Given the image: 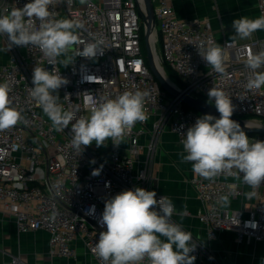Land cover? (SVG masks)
<instances>
[{"label":"built area","instance_id":"built-area-1","mask_svg":"<svg viewBox=\"0 0 264 264\" xmlns=\"http://www.w3.org/2000/svg\"><path fill=\"white\" fill-rule=\"evenodd\" d=\"M29 2L0 0V13L6 7L22 8ZM152 3L156 42L160 40L156 52L164 69L166 64L177 75V86L207 100L208 90L218 87L231 98L233 115L264 125V86L253 90L246 87L251 70L245 66L249 52L264 50V38L233 42L231 37L224 36L219 40L209 18L180 17L169 0ZM257 6L260 15H264V0H257ZM140 7L143 0H87L86 4L75 0L71 8L63 2L53 6L54 19H73L83 25L77 29L82 41L103 42V55L91 59L74 56L75 49L82 45L74 46L67 57L75 60L66 67L59 61L67 57L61 56L50 65L35 47L12 46L6 51L7 37L0 36V83L10 85L12 106L22 116L15 126L0 130V219L9 215L20 233L47 231L53 256L77 257L74 242L79 241L92 258L90 264H102L93 249L99 233L106 231V226L102 228L98 223L105 201L136 187L149 190L146 169L140 166L142 151L153 148L157 132L164 127L170 128L182 145L183 132L203 116L165 92L150 70L141 45ZM209 41L223 47L224 74L214 72L198 54L197 48L206 47ZM35 66L48 71L54 67L69 81L53 95H58L63 108L75 112L78 118L90 115L86 102L89 95L99 100L140 90L148 94L144 105L148 119L128 130L119 145L108 139L105 146L97 147L93 142L78 152L71 145V123L65 131H56L31 98ZM166 74L171 78L167 71ZM152 119L154 134L152 142L146 145L143 139ZM247 136L250 142L257 140ZM94 169H100L98 175L92 174ZM190 183L201 199L197 217L209 239H215L220 231L231 230L240 241L246 238L264 244V183L257 188L256 200L247 211L218 203L220 196H243L247 184L237 175L222 174L208 180L194 174ZM162 196L157 194L156 198ZM171 219L175 222L173 216ZM192 237L197 244L190 253L196 257L194 264H222L208 246ZM8 264L29 263L12 255ZM141 264L149 261L145 258Z\"/></svg>","mask_w":264,"mask_h":264},{"label":"clouds","instance_id":"clouds-1","mask_svg":"<svg viewBox=\"0 0 264 264\" xmlns=\"http://www.w3.org/2000/svg\"><path fill=\"white\" fill-rule=\"evenodd\" d=\"M62 2L71 8L75 0H31L22 8L6 7L0 13V36L7 37L6 51L12 46L35 47L48 58L50 65L61 56L67 57L76 45H82L75 49L76 57L91 59L103 55L102 41L86 43L80 39L77 29L83 25L78 21L54 19L52 7ZM79 3L86 4L87 0H79ZM232 28L235 31L233 42L237 38L249 39L253 33L264 30V15L255 19L247 16L234 19ZM197 49L214 72H226L220 44L209 41L206 47ZM74 60L67 57L59 62L66 67ZM245 66L251 70L246 87L253 90L264 86V71H257L264 68V50L249 52ZM68 83L54 67L48 71L45 67L35 66L30 96L56 131H65L71 123V145L78 152L93 142L97 147L105 146L108 139L119 145L128 130L137 122L148 119L144 111L148 94L140 90L99 100L89 95L86 102L90 115L78 118L75 112L63 108L58 95H53ZM10 92L7 82L0 83V130L9 129L22 119L21 113L12 106ZM207 95L208 102H214L219 118L203 115L183 132L182 162H190L193 173L204 179L214 180L222 174L237 175L251 188H258L264 183V140L250 142L241 125L231 119L234 106L225 91L214 86ZM99 172L100 169H94L92 174ZM255 194L253 191L248 196ZM156 196L155 191L136 187L105 201L98 223L102 228L106 226V231L99 233L93 249L102 264H141L145 258L149 264H194L196 257L190 253L196 250L197 244L192 234L172 221L175 211L172 200L165 195L158 200ZM218 203L222 207L228 206L229 197L220 196Z\"/></svg>","mask_w":264,"mask_h":264},{"label":"crops","instance_id":"crops-1","mask_svg":"<svg viewBox=\"0 0 264 264\" xmlns=\"http://www.w3.org/2000/svg\"><path fill=\"white\" fill-rule=\"evenodd\" d=\"M180 17L209 18L211 27L219 40L224 36L233 37L232 21L242 16L255 19L260 15L257 0H169ZM264 38V30H259L249 38ZM238 39L239 41H247ZM148 134L143 139L151 143L154 120L148 124ZM183 146L170 128L164 127L156 134L153 148L147 147L140 155V166L145 167L149 191L168 196L174 206L173 219L183 229L208 246L213 257L222 264H264V244L258 240L238 239L235 232L223 230L215 239H209L206 230L197 217L201 199L190 183L194 175L190 162H182L180 153ZM186 154V153H185ZM243 196L229 197L231 209L247 211L252 208L258 192L248 185L243 187ZM183 213V215H180ZM50 235L45 230L20 233L9 215L0 219V264H8L12 255H19L29 264H90L92 258L82 242H74L77 257L53 256L49 248ZM161 239H164L161 237Z\"/></svg>","mask_w":264,"mask_h":264},{"label":"water","instance_id":"water-1","mask_svg":"<svg viewBox=\"0 0 264 264\" xmlns=\"http://www.w3.org/2000/svg\"><path fill=\"white\" fill-rule=\"evenodd\" d=\"M140 13L143 18L144 39L146 46V58L150 70L155 76L156 80L170 96L179 98L186 106L199 112L202 115L211 114L219 118V113L213 103H209L207 99L199 96H193L190 93L180 89L177 84L166 74V71L156 52V17L152 0H143V7H140ZM154 42L152 44L151 38ZM232 120L241 125L242 130L246 134H260L264 135V125L253 120L232 115Z\"/></svg>","mask_w":264,"mask_h":264},{"label":"trees","instance_id":"trees-1","mask_svg":"<svg viewBox=\"0 0 264 264\" xmlns=\"http://www.w3.org/2000/svg\"><path fill=\"white\" fill-rule=\"evenodd\" d=\"M158 43L160 45V40H159ZM141 45H142L143 54H144V56L146 58L147 51H146V46H145L144 30L143 29H142V35H141ZM146 60H147V58H146ZM164 66H165V70L167 71V73L171 76V78H173L174 77V75H173L174 74V71L169 66H167L166 64ZM174 80L177 82V84H179V81L176 80V78ZM204 99H206V98H204ZM185 107L188 108V109H192V108H190V107H188L186 105H185ZM249 136H251V137H253V138L257 139V140H264V135H260V134H249Z\"/></svg>","mask_w":264,"mask_h":264},{"label":"rangeland","instance_id":"rangeland-1","mask_svg":"<svg viewBox=\"0 0 264 264\" xmlns=\"http://www.w3.org/2000/svg\"><path fill=\"white\" fill-rule=\"evenodd\" d=\"M141 23H142V29L144 30V26H143V18H142V16H141ZM145 40V39H144ZM155 46H156V49H158V47H159V43L158 42H155ZM174 75V79L176 78V80H178V77H177V75L174 73L173 74ZM173 78H171L173 81H174V79Z\"/></svg>","mask_w":264,"mask_h":264},{"label":"bare ground","instance_id":"bare-ground-1","mask_svg":"<svg viewBox=\"0 0 264 264\" xmlns=\"http://www.w3.org/2000/svg\"><path fill=\"white\" fill-rule=\"evenodd\" d=\"M153 38H154V37L151 38L152 44H153V42H154ZM253 122H255V121H253Z\"/></svg>","mask_w":264,"mask_h":264}]
</instances>
